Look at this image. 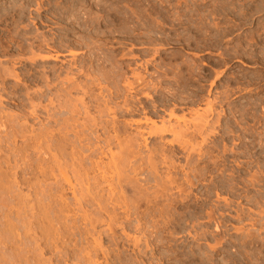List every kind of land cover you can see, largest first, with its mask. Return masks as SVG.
I'll use <instances>...</instances> for the list:
<instances>
[{"label":"rangeland","instance_id":"rangeland-1","mask_svg":"<svg viewBox=\"0 0 264 264\" xmlns=\"http://www.w3.org/2000/svg\"><path fill=\"white\" fill-rule=\"evenodd\" d=\"M51 1L52 0H0V24L2 23L0 25V30L4 29L5 27L8 28L7 30L5 28L6 31L5 30H2V32L0 31V34H2L0 35L2 36V38H0V42L2 44L0 46V64L1 65H3L4 67H8V68L14 67L15 73L19 74L21 78L23 77L22 74L25 73V70L29 66L28 60H27L29 58V55L26 54L27 56L26 55L16 56L17 53L14 52L16 41L12 43L13 39H11L14 36V34H17V33L21 34V32L24 31L23 27L30 24L32 20L33 21L35 20V19L29 20L26 17H21L22 12L23 14H26L30 9L36 10L41 5L45 9V10L43 9L45 11L44 12L45 16L42 20H40V22L35 20L34 21L35 23H33L32 21L31 26L33 25L34 27L33 26L32 27L34 30L36 29V31L37 30L39 31V29L42 28L43 30L41 29L39 32L45 31L46 35L47 36L50 35V37L52 35L51 34L52 32L56 31L55 33H57V31H59L58 34L62 32L61 31L62 23L64 22L63 24H65L68 21V19H65L63 21L59 16H57V13L60 14L62 11L64 12L66 9H69V10H66L67 18L68 17L69 18H74V17L82 18L85 16L88 17L89 15L88 18H91V20L96 21L99 19V16H100V20L102 21V24H104L105 28L107 27L108 30L107 28L106 29L103 28L104 26L102 25L101 31H104V32L103 34H98V35L104 36L106 34L104 36L106 38L99 37V36H93L92 37L93 39L91 38L92 39L91 42H93V44L96 43L95 46L96 45L97 46L96 47L94 46L95 48L101 49L99 50V53L101 52L100 54H102V51H103V55H106V57L108 58L114 57L115 61L112 62L114 59L112 58V61L110 59L111 62L110 64H108L110 66L108 65H107L108 67L106 66V71L110 69L109 72L111 73L113 72L116 73L117 71L119 73L121 72L120 74L118 72L116 73L119 76L125 73L124 74L125 78H127L130 82H132L131 78L134 79L133 78L134 76H132V73L134 75L135 72L137 73L139 72L141 74L145 73L147 75L152 74V76L154 73L157 76L159 75L158 77L156 75L152 77V78L156 77L154 78V82L156 79V82L154 84L152 82L153 81L152 78L151 79L149 78L150 82L153 85L155 84L159 85V87L160 85H162V88L165 90L164 91L165 93L166 91L169 92V88H170V91L173 89L170 93L172 92L176 93L177 91L176 95L179 94L180 96L179 95L176 96L177 98H175L173 102L172 100L170 102H164L165 104L159 100L161 99L160 97H156L155 100L156 101L159 100V105L160 107L162 106L161 107L162 109L158 111V116H159L158 118H160L161 116L166 118V120H168L167 122H170L168 123V127L169 125H170V128L173 127L174 133H177L179 130H182L183 128V130L187 129V130L192 131V132L188 131L189 135L192 133L191 134L192 136L191 135L189 136L185 132L186 131L185 130L184 132L186 133V136L183 134L184 135L183 137H186V138H183V137L179 138V136L173 134V132L171 133L168 132L169 134L165 133L164 137H163V134L162 136L160 135V137L159 135L154 136V137L152 136L153 138L147 136L146 141L145 139H143L144 141H142V139L137 135L138 130L136 129V127L132 126L131 127L132 129L129 127L128 132L130 133L127 132L129 134V135L127 134L129 138H130L131 133H132L131 139H133L134 137L133 135L136 134L135 137H138L137 141L138 143H140L138 144L136 142V144L139 145V147H137L138 150L134 149L136 152L138 151L136 153L138 154L136 155L138 157L137 158L138 160L133 159L132 161L137 162V163L135 162L136 166L138 165L139 167L142 166L141 168L135 167L137 169L136 172L133 169H131L132 171L131 170L128 171L130 167L129 168L127 167L126 168L127 171L125 172L126 174L124 172L122 173L124 174L123 177L128 179L127 176L129 175L130 179L134 181L135 189H130L133 186V182H132V186L130 185L131 184V181H129L130 179L129 180L125 179L127 180L126 182L129 181L130 187L128 186V183H126L127 184L126 186L125 183L122 184L119 181V183H121L120 185L118 182H116V179L119 178L117 177V175L119 176L118 173L120 171L119 172L116 171L118 172L116 175L115 174L116 172H113L114 169H112L111 167H110L111 169L108 168L107 170V167H109L107 166L108 162L109 164L112 162L111 152L116 153L117 155L120 154L119 153L120 148H118V144H119L118 140L120 139H116L117 141H113V144L114 145L116 144L117 149L116 148L113 149V147L115 146L112 145L113 147L112 148L110 147L112 151L111 150L108 151L107 150L108 147H105L102 143L104 141V138H103L104 135L99 134V132L102 133V131H98L97 132L98 134H95L91 138L92 139L91 141H93L95 145H93L92 142H90V144H92L93 146L90 144L88 146L92 148L95 146L97 148L98 146L99 148L101 147L100 144H102L104 149L103 147L101 149L99 148L100 151L102 150V153H104V150L106 151H105V154H102L101 156L103 158V162L101 161L102 160L101 157H100L101 160L100 159L99 160L101 161V163H103L102 165L107 166V167H101L102 165L98 161L99 157L97 158V156L101 154H98L95 158V161H98L100 163L101 165L100 168H102L103 170H101L99 174H98V171H96V169H95L96 172H93L94 170L91 171L90 178H95V177L99 178V176L101 177L102 171H104V168H106L105 172L107 171L106 173L109 174L108 177L111 179V181L109 178H107V174L105 173V177L107 178V180L109 179L108 182L110 183L107 182L104 185V188L106 187L108 190L106 188L105 189L103 188L104 191L101 190L102 192H99V194L100 195L102 194V197L104 198H99L101 197L99 194H98V198L99 200L101 199L100 201L102 200L104 201L106 199L108 200L109 198V201L106 202L107 201L106 200L101 203L100 202L95 203V205L99 203V205H97L98 207L102 205L101 206L103 207L102 210H99L101 207L98 209V207L95 206L94 204L89 206V208L87 204L78 206L80 203L77 204V202L81 194V193L78 194L79 193L78 190L82 188L78 189V186L75 185L76 190L75 189L72 190L68 188V186H65L64 188L65 190L64 192H62L64 196L62 194V198H60L61 194L59 195L57 193H59L58 184L60 183V181H62V178H60L59 175H58L59 176L58 178L50 177L51 180L53 179L55 182H52L50 178L44 179L42 177L44 182L42 181L43 184H41L40 183L41 181H39L41 180L40 176H37V177L35 176L36 178H34L33 175L29 174L28 172L27 173L25 172L23 175L22 173L18 174L23 168V166H16L17 164L20 163V160L22 161V164L25 165L24 169L26 168L25 170H27L29 169L28 166L30 165L29 164L30 162L32 163V160L34 164L37 165L38 160H40V158H43V155H42V157L40 156L38 159V156L36 155H38L39 152H41L42 154L45 152L43 151L45 149L40 150L37 147L36 148L34 147V149H31L32 146H34V143H32V141H29L27 138H24V139L31 142L29 143V145L32 144V146L27 145L31 150H29L27 146L25 147V144H28V142L24 140L25 143H22L23 136L19 134V133L22 134V132L21 130H19L21 128L20 126L18 127V124H21V126L24 125L25 124L24 120L25 118L28 117L26 121L28 120L27 125H28L29 131L34 129L36 132L38 128H40V131H41V129L44 128L43 126L45 122L42 119L45 120L47 118L46 111L45 109L43 110L45 106L42 107V105H46V109H48L51 106L50 108H52V111L50 114H53L54 112L57 111V110L53 111L54 106L52 107V105L50 104V101H48L49 97L48 99H43L41 101L33 97L35 94L34 92H37V91L39 92L42 90L43 92L45 91L44 84L41 83V81H39L37 82V84L34 83L35 85H33L30 82V79H27L26 77L22 78L21 83L25 85V88L22 89V94L24 93L25 95L24 94L23 95L26 97V98L22 97V99H19L22 103L19 100H16L15 98H12L11 96L4 94L3 92H0V98L2 97L1 98L2 100L0 99L1 101L0 102V113H1L0 114L1 115L0 116V119H1L0 133L4 132L3 134H0V138H1L0 140L1 141L6 140V142L2 141L0 143V146H2L1 153H0L2 157H0V161H3L1 162L2 164L1 170L4 171V173L3 172L2 173L5 174V172L7 171L6 174L9 175L8 177L11 176V178H8L10 179L9 182L13 180L12 178V176H14L13 174L18 175V177L17 175L15 176L17 180L20 178L19 176L21 175H22V178L23 176L26 177L25 180L27 179V177H28V181H31L29 179H32L31 188L33 190L35 189L34 196L40 197L41 194L45 195L46 193L47 195V193L49 192L47 197L46 195L45 196L41 195L40 197L41 200L46 204V206H48V204L51 203L52 206L50 204L49 205L51 206L50 208H52V210L54 209L56 210L58 208L59 209L61 208L62 202H63L62 204L63 207L65 206L66 203H68L70 204V205L68 204L66 205V206H69L67 207L68 209L67 208L65 209V207L64 209L67 210L68 212L70 211L74 212V213L71 212L70 214H68V212L66 211L67 213L66 215H68L69 217L65 216L64 215L65 213H64L62 216L64 218L63 221L61 219L62 217L60 218L61 220L57 219V220H60L59 222L62 221V223L66 225V226L64 225L66 228V232L69 229V226L71 228L69 232L70 231H71L70 233L73 232L72 235L70 234L69 236L63 239L62 236L60 235H64L66 232L64 231V234H62L63 232L62 233L60 232H61V229L64 230L65 228L61 227L63 226V224L59 223L55 219L56 217L52 219L54 212L47 207L50 213H53V215H51L52 218H51V221H49L50 223L48 221L46 222H48L54 229L53 228H49V229L46 228V230L43 229L44 226H47L45 222L44 223L46 225H43V228H41L42 226H39L41 230L42 229L45 230V231L42 230L43 233L44 232L47 233V231L49 230L48 231L49 235L44 233V235L46 236L48 235L47 238L45 239L47 240V242L45 243H43V241L45 240L42 239V236L41 237L39 236L41 234L39 233L41 230L39 232L36 231V229L38 230V228H35L34 230L30 231L31 232L30 234L27 233L31 236L30 237L26 235L29 237L27 238L31 239L32 241L34 239L32 232L35 231L39 233V235L34 232L35 234L34 236H37L35 237L37 238L35 239L36 244L35 243L32 244L34 241L32 242L31 240H27L26 238L27 241L32 242V243L27 242V245H28L27 247L29 246L30 247L29 248L26 247V248L27 249L33 248L31 245H34V247H36L41 242V240L43 241L39 245L42 246L43 244L42 247H44V244L46 243L48 245L49 243H52V245L46 246V248L50 249L49 247H51V249H53L54 251L51 249L50 250L52 252L51 251L49 252V250L48 251L44 250V253H43L44 255L42 254L41 256L38 257V260L40 261L41 264L42 263L45 264L47 261L49 263L52 262V264H56V263L58 264H264V0H103V1L102 0H85V1L83 0H77V1L67 0L66 1L65 0L64 2L63 0H53L52 3ZM57 1L59 4H56ZM66 2H68V4ZM83 2L84 3L86 2L85 4L87 5H85ZM106 6L108 8H106ZM22 7H25V8H22ZM27 7L29 8L27 9ZM109 7L111 8L109 9ZM48 8L50 9V11ZM114 8L116 9V11L117 10L118 11L116 12ZM106 10H110V11L106 12ZM99 11H100V14H99ZM12 12L13 14H11ZM17 13L19 16L17 15ZM77 13H78V16H77ZM90 13L93 16H90L91 15ZM74 14L75 16L73 17ZM113 14L116 16H114ZM121 14H124L125 16L128 15L129 17L126 16L127 20L124 21L125 17ZM10 15H13V16L11 17ZM106 17H109L110 19ZM52 19H54L56 23L53 22ZM105 19L107 20L106 22H105ZM116 20H121L123 22L121 21L118 22ZM127 21L128 22L131 21L129 25H132L131 26L133 27L132 29L128 25ZM112 22L115 23L114 28H113L114 23ZM120 22L122 24L124 22L125 23L122 25ZM132 22L136 26L135 28ZM4 23H8V25L7 24L5 25ZM55 24L57 25L59 24L58 25L59 27H57ZM116 24H118L117 28H116L117 26ZM108 25H110V28ZM146 25L150 28H147ZM15 27H17V29ZM111 27H112V30H109L111 29ZM142 28H145V30ZM121 29L123 30L124 35L122 34V31L119 32V30ZM151 29H154V32H156V34L154 32L152 33L151 31L153 30ZM115 30H118V31H115ZM14 31H18V32L16 33ZM106 31H110V32H106ZM133 31L135 34L138 32H140L141 34L140 33H138L140 35L136 34V36L138 35V37L134 38L135 34L133 33ZM146 31H149V32H146ZM112 32L113 33L116 32V33L113 34ZM118 33H120V35ZM158 33L159 35L156 36ZM11 34L13 36H11ZM141 35H143L142 39L140 37ZM149 36L150 38L152 37V40L154 43L151 41L150 38H149L150 40H148V42L149 41L150 42L149 43L147 42V39ZM76 37H78V39L80 37L81 39L82 34H77ZM139 37L142 41L139 39ZM162 37L163 39H166L164 40V42H162L163 41ZM166 37L170 38L171 42ZM172 37H174L176 41ZM133 38L135 41L132 40ZM153 38L154 39L157 38V39L154 40ZM3 46L4 47L6 46L5 47L6 49ZM7 46H9V48H7ZM79 46L76 47L77 50L73 49L75 48L73 47L72 51H77V53H79L80 55H85L86 57L77 56V58L78 57H79L78 59L82 58L81 60L85 59L84 60L85 62L86 60H89V59L91 60V58H89L91 56L87 54V53L91 54L90 52L87 51L89 49H86L84 47H82L83 48L82 49L81 46L80 47ZM3 48L5 49L6 52L4 51ZM80 48L82 51L80 50ZM7 49H8V52H7ZM85 49H86V52H85ZM68 50H71V49H68ZM68 50L65 51V53H68ZM131 51L133 52V54ZM146 52L149 54L147 55ZM144 53L146 56L144 55ZM11 54H14V56ZM103 55L101 57H103ZM175 56H177L178 58L177 57L175 58ZM70 57L71 56H69L68 58H64V59H71ZM93 57L92 59H94ZM97 57L98 56H96L95 58ZM171 57L172 59L175 58V61L174 59L172 60ZM12 60L15 61L16 63L13 62ZM23 60H25V62ZM90 60L87 61V64L88 62H91ZM147 61H149V65L145 63ZM151 61L152 62L154 61V62L151 63ZM161 61L162 62L165 61L166 63H162ZM160 62L162 66L161 64H159ZM190 62L192 63L193 67L192 65H190ZM52 63L55 65L54 62ZM52 63H49L48 65H53ZM167 63H169V65L171 64L173 67L175 65L178 69L174 67L175 69L173 68V70H171L172 69L171 65L169 66ZM89 64L90 65L87 66L89 70H87V72L85 71L84 73L82 72L84 74V78L85 77L87 78V82H89L90 79L92 80L94 78L96 79V77L98 80L101 79V76L99 77L100 74L97 73V70L92 69V67H95L93 63L91 62ZM59 65L60 63H58V66ZM181 65L183 67L181 69L182 71L179 70L181 68ZM157 66L162 67V68H158ZM186 66L188 67V69ZM192 68H193V71H192ZM37 69L39 71H42V69H39V68ZM90 69L92 70L90 71ZM166 69H168V72H166L167 71ZM186 69L188 72L186 71ZM88 71L90 72V77H92L90 79H88V75H89ZM78 72L79 70L78 71L74 70V75L72 76L76 78H78L79 76V79H81L83 77V74L81 72L80 73ZM181 72H183L184 74ZM186 72L189 75H187ZM126 73L130 77H127L128 75H126ZM170 73H172L173 75L172 74L169 75ZM179 73H181V75L183 74L182 76L184 77L189 76L191 78V81H188V79H190L189 77H187L188 79L184 78V80L180 81V83L181 82L182 83L185 82L186 84L188 83L187 86L185 84L182 85L183 89L184 88L186 89L183 92H180L182 91L181 90L182 83L181 84L175 83V82L173 83L174 80L172 79V76H175ZM160 74H162V76ZM164 74L165 75L168 74L166 75L167 81L165 79ZM86 78L84 79V81H86ZM168 78L170 79V81L172 79V81L170 82ZM83 79H81V82L86 84V82H84ZM158 79H160L159 81L160 83L162 81L164 82L160 84L158 82ZM99 82L102 83V81L99 80L97 84H94L95 86L92 84H90V86L91 88H93L94 86V89L96 90L95 92L94 89H92V91H94L93 93H99L101 91L104 93L105 91L103 90L108 89L106 91L107 94H103L101 92L102 94L100 93L101 94L100 97H102L103 95H108V92H113L115 90L114 85H117V84H118L117 86L119 85L121 86L123 85V86L122 87L119 86L120 88L115 86V88L117 87L120 90L123 88V90L121 91L125 93L126 87L123 84L125 83V81H123V78H122V81H119L120 84L118 82H116L117 84L114 82L115 83L114 84L113 82L108 81L109 83H111L110 86H112L113 88L109 86V83L107 81L105 83V81L103 80L102 84H100ZM77 83H80L78 79H77ZM170 83L173 86H171ZM11 85L12 84H9V86ZM100 87H105V88L103 89ZM177 87H180V89H176ZM28 90H30V92ZM79 91L80 90H75L71 93L70 96L73 95L72 97L73 100L77 101L78 99L80 98L83 99L85 97L84 95H82L83 92L80 91L81 92L80 93ZM27 92L31 94L30 97L33 95L31 97L33 101L28 100L30 97H28L29 94ZM149 93L152 94L153 92L149 91ZM100 94H94V95L99 96ZM88 97L84 98L86 103H87V100L89 99ZM106 97L107 96H104L102 98L106 100ZM69 100H71V97ZM73 100H71V102ZM78 101L80 102L81 99ZM78 101L76 104H74L75 102L73 104L76 105L77 107L78 106L80 107L81 104H79ZM116 101H117V105L123 106L124 102L122 98L117 99L114 102L116 103ZM118 101L120 102V104ZM139 101L144 104L146 99H140ZM28 102L31 103L32 105H30ZM40 104L42 105L40 106ZM47 104H50V106L48 105L49 107H47ZM36 105H39V106L36 107ZM53 105L56 106V104H53ZM34 110H36L35 112L36 114H38V116L36 114H33ZM170 111L172 112L174 111L173 112L174 116L172 118L170 117L171 119H169V115H168ZM91 112H93L92 109L90 111L89 116L93 115ZM7 114L11 117V119ZM39 114H42V115H39ZM17 116H18V119H17ZM84 116L85 115L83 116L81 115V118L80 116L78 118H80V120L81 121L83 120L82 122H84V119H83ZM34 117L36 118L39 117V118L36 119ZM143 117L145 116L141 114V117L138 116V117L129 118V119L123 118L120 120L121 123L119 122V125L123 127L124 125H128V123L130 122L132 123V120L134 121L135 119H136L135 121H140V120L142 121L144 120ZM174 117H176L177 119ZM19 118L20 119L22 118L23 121H21ZM2 119H3V122H2ZM16 119L19 120L17 122H21V123L17 124V122H15ZM4 120H6V122ZM10 120L14 121V127L12 129H10L8 125H5V124H8ZM40 122L43 124H41ZM206 122L208 123L206 124ZM1 123H3L4 125H2ZM32 123L34 127L36 126L38 128L35 127L32 129L33 127L31 126ZM39 124L41 126H38ZM145 124L147 123H144L142 121V124L140 126H142V128L148 129L149 128L148 126L150 125L147 124L148 125L147 126ZM194 124L195 125L202 124V126H206V127L199 128L201 127L199 125L195 127L196 129L197 128L203 129L201 131L202 133L200 132L201 134L200 133L197 134V132L194 133V128H193V126H195ZM4 126H7L6 129L2 128ZM178 126L181 129L178 130L177 129ZM8 128L12 131H10ZM54 128L57 129V127H54ZM7 129L8 131H10V134H8L9 132L7 133ZM129 129H131V131ZM145 129L143 130L147 131ZM14 130H17V131L19 130L17 135L15 134ZM54 130H53V133L55 132L54 135L56 134L60 135V132L58 130H57L58 132ZM5 133H7L8 135ZM14 134L16 137L14 136ZM72 134L70 136L73 138ZM110 134L115 136V134L113 132L111 133V131L109 132V135ZM181 134L179 135L181 136ZM96 135L103 136V137H100L102 138L103 141L101 142L100 139H98L99 141L97 140V142L94 141L97 138V137L95 138ZM173 135L177 137L174 138ZM11 136L15 137L14 139L16 140L17 144L13 145L15 140ZM121 136L124 139V137L126 136V133H125V136L123 135ZM188 137H191V138H188ZM129 138H127V140H129ZM9 140L10 141L12 140V143H13L12 145H11V142H9ZM125 140L126 138L123 141L125 142ZM7 141L10 143L9 144L10 148L9 146H7L8 144ZM123 141L120 140V143ZM41 142H42L40 143L41 145H45V142L43 141ZM2 144H5L7 147ZM16 145L18 149L19 148L21 149L24 147H25L24 150L26 148L28 149L27 150L28 153L26 154L28 155V158H25V159L27 161L30 157L29 160L31 161L29 162L28 160L27 161L28 165H27L25 162H23L25 160L20 159L18 156L17 157L18 159L15 158L16 163L13 162L15 160H13L12 162L10 161L11 166H16L15 168H13L14 173L13 172L11 173L9 170H12V167L10 165H7L9 163H5L6 161L5 159L8 157L7 155L8 154L10 155V152H12L11 150L9 151V149H13V147L14 149L17 148ZM3 146L7 149H5ZM88 146H84V147H88ZM43 148H45V146H43ZM72 148H76L77 150L78 149L80 150V147L78 145ZM72 148H69V150ZM18 149H16L15 151L19 152ZM35 149L38 150V151L37 150L35 151L38 154L32 151ZM76 149H75V152H76ZM5 150H8L9 153L8 151L3 152ZM72 150L67 151V153L70 154ZM15 151H14V154H16ZM100 151H98V153H100ZM5 155L7 156L6 158H5ZM150 158H151L150 163H153L154 165V166L153 165L151 166L153 169H151V167L149 166L151 165L149 163ZM139 162L143 164H140ZM147 162L149 164H147ZM6 166L10 169L7 168L8 170H6ZM17 167L18 168L22 167V168L18 169ZM15 169H17V171H15ZM24 169L22 171H24ZM133 171L135 173H132ZM70 172H69V176H71ZM127 172H129L128 175H127ZM25 174H28L31 177ZM91 175H93V177H91ZM37 178L39 179L38 181L40 183V186H38L39 184H37L38 183ZM54 178L56 180L60 178V181L58 180V183H56V180ZM8 179H6L4 182V184L6 183L7 186L10 185V183L7 182ZM119 179H122V176ZM170 179L171 181L169 183L168 180ZM17 180H15L14 178V180L11 182L13 183L11 184L13 185V187L15 185L17 186ZM21 180L18 181V186H20V187L17 186L18 190H16L17 188L15 187L13 188L10 185L12 189L9 195L11 193L13 194V192L16 191V194L19 195V198H18V200H20L19 202L23 204L28 202L29 204V205L24 204L25 208L23 207L24 209L22 208L21 209L25 211L26 206L28 205L29 206L28 213H30L31 209L29 208H31V205L34 208V205L35 207H38V205L42 206L44 203L41 201L42 204L40 205L41 203L39 202L40 199L39 200L37 199L38 200L37 201L35 199L38 197H33L31 195L33 194L32 189L29 187L31 183H29L26 180L29 183V185H27L28 184L27 182L26 183L23 182L24 185H26L24 186L23 184H21L23 181ZM35 180L37 181V183H35ZM48 180H50L51 182ZM112 182L113 184L118 185V187L117 188L115 187V189L112 188L110 186V184L113 186ZM171 182H172V185H171ZM14 183L16 184L14 185ZM162 184L163 186L165 185L167 187L164 186L165 187L164 188L163 186H161ZM46 185L47 186L49 185L51 187L48 186L49 187L48 188ZM10 186L7 188L10 189ZM45 186L46 188H44ZM120 186H122V188ZM41 187L43 188L41 189ZM79 187H81L80 184H79ZM82 187L84 188V186ZM36 189L37 191L41 190L40 195L36 191ZM43 189L45 191L47 189L49 190L51 189L50 191L52 193H50V191H47L44 193ZM112 189H114L115 191L113 192ZM42 190H43V193H42ZM54 190L56 194L55 192L53 194ZM75 191H78V192L75 193ZM19 192L23 194H20ZM35 193H38V194L36 195ZM113 193H120V194H118V196L116 197L117 194L115 195ZM52 194L54 195V199L56 201L57 199L59 200V198L60 200H62L61 202L58 201V203L60 202L59 205L57 204L56 201H54V203L48 202L47 198H49V195H52ZM74 194H77L78 196L77 195L76 196L78 198L77 197L75 198ZM14 195L15 193L10 196L11 198H15L16 200V201L14 199L13 200L11 199L12 201L10 200V202H12L11 205L9 204L11 206L10 207L11 209L10 210L7 209L6 207L8 206L5 205V206H2V208L3 207L5 208L1 209V211L4 212L6 211L5 209H7L8 212L6 211V213L4 212V214L9 215L11 214L9 213L10 211L14 214L12 215L13 217L16 216V218L14 217V219H17L20 208L19 209L15 208L16 210L12 209L15 207V205L16 207H18L17 205L19 203L16 198L18 195L16 196ZM21 195L23 196L29 195L30 197L28 196L27 198V199L30 198L29 201L25 197H22ZM143 195H146L144 196L146 198H143ZM0 197H3V194L1 193V191H0ZM64 197H66L67 199ZM115 197H116V200H114ZM74 198L77 201H75ZM24 199H26L25 201L27 202H24L23 201ZM31 199H34L33 200L34 203H32L33 201H31ZM72 200H74L76 204ZM119 200H122V202L127 200L129 204H127L126 202L123 205H130V204L131 205L128 207V209H127V206L126 207L125 206L122 207V205L118 206V204L120 203L122 204V202H120ZM135 200H138V201H135ZM118 201L120 203H118ZM37 202L38 204L36 205ZM45 204L42 207H44ZM84 205H86L87 207L86 206L84 207ZM20 206H22V204ZM106 206L107 208H109L108 210ZM79 207H84V208L81 209ZM91 207L92 209H90ZM131 207H133V209ZM0 208H1V205H0ZM33 208H32V211L34 210L35 212L33 211L31 213H33L35 216L31 213H30L31 215L28 214L27 211L23 212L22 210H20L24 214L27 213L26 214L27 216L24 214L23 216L22 213L20 212L21 217L22 216L30 217L32 218L31 219L32 221H30L29 219L30 222L35 221L34 217H36L37 219L40 212L37 209L35 208L33 209ZM69 208H72V209L70 210ZM39 209L41 210V207ZM42 209H45V208H42ZM78 209H81V210H78ZM85 210H87L88 212L87 211L85 212ZM103 210L106 213L105 212L103 213ZM95 211L97 212L102 211V212H100L101 214L98 213V215H95L97 214V212ZM38 212L39 214L37 215ZM108 212L114 214L113 215L114 219H115L114 216L117 215L116 217L118 219L116 218L117 221L115 220L117 224H115V221L112 217L111 219L109 215H107V214H110ZM1 215H3V213L2 214L0 213V216ZM3 216H1V219L4 218ZM65 218H67V220ZM91 218L93 219V221H91L92 220ZM1 219H0V223H1L0 230H3V231L5 230L6 234L10 233L9 231H7L8 227L7 226L5 227L4 223L2 224ZM26 220L28 221V218H26ZM94 220H97V222L95 221L94 223ZM99 220H100V223H99ZM2 221H4V219ZM91 222H93L96 225V227L94 226V228H92L93 223ZM14 224L15 226H18V227L17 229H15L16 231L14 230L13 233L22 234L25 232V231L22 232V230H24L23 229L24 227L22 225H19V223L17 225L16 221ZM19 227L22 228V230H20ZM50 229H53L55 232ZM17 230L18 231L20 230V232H17ZM3 231H0V235L2 234L1 232ZM52 232H54V234L57 237L54 234L52 236L51 234ZM38 236L40 237L39 239L40 241L38 240L39 238ZM49 236H52L51 238L58 243L48 241ZM53 243L56 245L53 246ZM20 246H19V249H22L23 246L21 247ZM94 246H97V247H94ZM3 247L0 246V250H2ZM98 247H101V248L99 249ZM76 254L78 256H76ZM31 259L32 258L29 259L27 264H31L30 262L33 260ZM54 259H56L57 261ZM33 262L34 263L32 264H36L35 260H33ZM48 262L47 264H49Z\"/></svg>","mask_w":264,"mask_h":264},{"label":"bare ground","instance_id":"bare-ground-1","mask_svg":"<svg viewBox=\"0 0 264 264\" xmlns=\"http://www.w3.org/2000/svg\"><path fill=\"white\" fill-rule=\"evenodd\" d=\"M53 1V0H52ZM52 1H51V3H52ZM65 0H63V2H64ZM67 1V0H66ZM74 1V0H73ZM77 1V0H76ZM83 1H85V0H83ZM103 1V0H102ZM50 2V1H49ZM48 2V3H49ZM16 3V2H15ZM62 3V2H61ZM67 4H68V2H66ZM71 3V2H70ZM74 3V2H73ZM84 3V2H83ZM86 3V2H85ZM84 3V4H85ZM56 4H59L58 3V1L56 2ZM64 4V3H63ZM83 4V5H84ZM21 5V4H20ZM19 5V6H20ZM25 5V4H24ZM31 5V4H30ZM61 5V4H60ZM59 5V6H60ZM65 5V4H64ZM85 5H87V4H85ZM15 6H17V5H15ZM18 6V7H19ZM22 6H23V4H22ZM29 6V5H28ZM39 6V5H38ZM37 6V7H38ZM41 6V5H40ZM38 7L36 10L34 9V10H29L26 14H23V12H22V14H21V17H26V18H28L29 20L30 19H35V20H37V21H39L40 22V20H42L43 18H44V16H45V9L42 7ZM56 6V5H55ZM74 6V5H73ZM81 6V5H80ZM30 7V6H29ZM29 7H27V9L29 8ZM33 7V6H32ZM113 7V6H112ZM20 8V7H19ZM22 8H25V7H22ZM31 8V7H30ZM71 8H72V6H71ZM104 8H105V6H104ZM106 8H108L107 6H106ZM111 7H109V9H110ZM116 8V7H115ZM114 8V9H115ZM26 9V10H27ZM44 9V10H43ZM49 9V8H48ZM57 9V8H56ZM77 9V8H76ZM80 9V8H79ZM101 9V8H100ZM113 9V10H114ZM22 10V9H21ZM25 10V9H24ZM47 10V9H46ZM52 10H53V8H52ZM61 10V9H60ZM64 10H65V8H64ZM66 10H69V9H66ZM66 10L63 12L62 10V12L60 13V14H58L57 12V16H59L63 21L65 20V19H68V21L65 23V24H63L62 23V27H61V33H59L58 34V32L59 31H57V33H55V32H52L51 34V37H50V35L49 36H47L46 35V32L44 31V32H39L41 29H39V31L37 30L36 31V29L34 30L33 29V27L31 26V22L33 21H29L30 22V24H28V25H26L25 27H23V30L24 31H22V32H24V33H22L21 32V34L20 33H17L18 31H14V32H16L17 34H14V36L11 34V36H13L11 39H13L12 40V43H14V41H16V45H15V49H14V52H16L17 54H16V56H18V55H20V56H22V55H26V54H28L29 55V58L27 59L28 60V64H29V66H28V68L25 70V73H23L22 75H23V77L22 78H24V77H26L27 79H30V82L33 84V85H35L34 83H36L37 84V82H39V81H41V83H43L44 84V88H45V91L43 92V90L42 91H37V92H34L35 94H34V96L33 97H35V99L37 98V99H39L40 101L41 100H43V99H48V97H49V100L48 101H50V104L52 105V107L54 106V108H53V111L54 110H57L56 112H54L53 114H50L51 113V111H52V108H50L51 106H50V104H47V107H49L48 109H46V105H42V104H40V106L42 105V107L43 106H45L44 108H43V110L45 109V111H46V115H47V118L44 120V119H42L43 121H45L44 122V128L43 129H41V131H40V128H38V127H36V128H38L37 130L39 131H37L36 130V132H35V130L33 129V128H35L34 126H33V123H32V125L31 126H33L32 127V129L33 130H30L29 131V129H28V125H27V123H28V120L26 121V119H28V117L27 118H25V124L24 125H22L21 126V124H18V123H21V122H17V121H19V120H17L18 119V116H17V119L15 120V122H17V124H18V127L20 126V128L21 129H19V130H21V132H22V134L21 133H19L20 135H22L23 137V141L25 140V141H27L26 139H24V138H27L29 141H32V143H34V146H32V144L31 145H29V143H31V142H29V141H27L28 142V144H25V147L28 145V146H32V148L31 149H34V147L36 148H38V149H40V150H43V149H45V150H43V151H45L43 154L41 153V152H39V154H41V155H39L38 153H36L35 151L37 150V149H35V150H32V151H34L36 154H38V155H36V156H38V159H39V157L41 156L42 157V155H43V158H40V160H38V163H37V165H35L34 164V162H33V160H32V163L30 162L31 160H29L30 159V157H29V166H28V168L29 169H27V170H25L24 169V164H22V161L20 160V163L19 164H17L16 166H23V168L22 167H17L18 169H20V168H22V170L24 169V171H20L18 174H21L22 173V175L26 172H28L29 174H31V175H33V177L34 178H36L37 176H40L41 177V180H39L38 178H37V181L39 180V181H41L40 183L41 184H43L42 183V181H43V178L45 179H49L50 177L51 178H53V177H59L60 176V178H62V181H60V178L58 179L59 181H60V183L58 184L59 185V189H58V192L59 193H57V194H61V196H60V198H62V192H64V188H65V186H68V188H70V189H72V190H76V186H78V189H80V188H82V189H80V190H78L79 191V193L78 194H80V196H79V198L77 197L78 195L77 194H74V196H75V198L77 197L78 198V202H77V204L78 203H80L78 206H82L83 204H87L88 205V208H89V206H91V205H95V203H97V202H104V201H106V200H102V201H100L99 200V198H104V197H102V194L100 195L99 194V192H102L101 190H103L104 191V189L106 188H104V185L109 181V174L108 173H106L105 172V169L106 168H104V171H102V175H101V177L99 176V178L98 177H95V178H90V173H91V171H93V172H96V171H98V174L101 172V170H103L102 168H100V166L103 164V163H101V161L103 162V158L101 157L102 156V154H105V151L106 150H104V153H102V150L100 151V149L103 147L102 146V144H100L101 145V147H99L98 148V146H97V148H96V146L95 147H89L88 145L90 144V142H92V144L93 145H95L94 144V142L93 141H91L92 139V137L95 135V134H98L97 132L98 131H102V133H100L99 132V134H103L104 135V137L103 136H98V135H96L95 136V138H96V140H94V141H96L97 142V140L98 139H100L101 140V142L103 141L102 140V138H100V137H103L104 138V141L102 142L103 143V145L105 146V147H108L107 148V150L108 151H110L111 150V148L113 147V146H115V147H113V149L114 148H116V144L114 145L113 144V141H117L116 139H120L121 141H123L125 138H126V140H125V142L123 143V142H121L120 143V140H118V148H120L119 150V153L120 154H116V153H113V152H111L112 153V162L109 164V162H108V164H107V166H109V167H107V166H104V165H102L101 167H107V170H108V168H112V169H114L113 170V172H116V171H120L119 173L118 172H116L115 174L117 175V173L119 174V176L117 175V177H119V178H121V176H122V179H116V182H118L119 183V181L122 183V184H124L125 183V185L127 186V184L126 183H128V186L130 187V185L132 186V182H133V186H132V188H130V189H135V186H134V181L133 180H131L130 179V177H129V175H128V173L129 172H127V175H125V176H127L128 177V179L127 178H125V177H123V175L124 174H122L123 172L125 173L126 171H127V167L129 168L130 167V169L128 170V171H130L131 169H133L135 172H136V168H141V167H139V163L140 164H143V163H141L142 162V160H141V162H139L137 165L138 166H136V161H132L133 159H137L138 157L136 156V155H138V154H136L137 152L134 150V149H136V150H138L137 149V147H139V145H137L136 144V142L138 143V137H135V135L136 134H134L133 136V139H131L132 138V133L130 134V138H129V134L128 133H130V132H128V128L130 127H132V126H135L136 127V129L138 130L137 131V135L142 139V141H144L143 139H145V141H146V137L147 136H149V137H154V136H157V135H159V137H160V135L162 136V134H163V137H164V134L165 133H171V132H173L174 130V128L173 127H171L170 128V125H169V127H168V123H170V122H167L168 120H166V118H164L163 116H161L160 118H158L159 116H158V111L159 110H161L162 108V106L160 107V105H159V100L160 101H162L163 103L164 102H170L171 100H172V102H173V100L175 99V98H177L176 96H178L179 94H177L176 95V93H177V91H176V93H170L171 91H170V88H169V92L168 91H166V93L164 92L165 90L162 88V85H160V87H159V85H157V84H155V85H153L155 82H156V79H155V82H154V78H156V77H154V78H152L153 76H155L156 74L154 73L153 74V76H152V74H149V75H147V74H141V73H137V72H135L134 73V75H133V73H132V76H134L133 78L134 79H132L131 78V81L132 82H130L127 78H125V73L123 74V75H117L116 73L118 72H113V73H111V72H109L110 71V69L109 70H107L106 71V66L108 65V64H110V62L112 61V58L114 59V57H112V58H108V57H106V55H103V51H102V54H100L99 53V50H101V49H98V48H95L96 46H95V44H93V42H91V40L93 39L92 37L93 36H99V37H104V36H101V35H98V34H103V32L104 31H101V28H102V25L104 26L103 28H105V25L104 24H102V21L100 20V16H99V19L98 20H96V21H93V20H91V18H88L89 17V15H88V17H82V18H79V17H74L75 16V14L73 15V17L74 18H67V16H66ZM71 10V9H70ZM102 10H104V9H102ZM49 11H50V9H49ZM107 11H110V10H106V12ZM115 11H116V9H115ZM114 11V12H115ZM118 11V10H117ZM116 11V12H117ZM121 11V10H120ZM2 12V11H1ZM18 12V11H17ZM55 12V11H54ZM122 12V11H121ZM8 13V12H7ZM10 13V12H9ZM20 13H21V11H20ZM19 13V14H20ZM51 13V12H50ZM11 14H13V12L11 13ZM82 14V13H81ZM89 14V13H88ZM91 14V13H90ZM93 14H94V12H93ZM99 14H100V11H99ZM102 14V13H101ZM107 14H109V13H107ZM112 14V13H111ZM110 14V15H111ZM114 14H116V13H114ZM113 14V15H114ZM128 14V13H127ZM17 15H18V13H17ZM16 15V16H17ZM53 15V14H52ZM55 15V14H54ZM69 15V14H68ZM84 15V14H83ZM106 15V14H105ZM121 15H123L124 17H125V19H124V21L125 20H127L126 19V16H128V15H124V14H121ZM2 16H4V15H2ZM2 16H1V18H2ZM6 16V15H5ZM11 17L13 16V15H10ZM19 16V15H18ZM77 16H78V13H77ZM80 16V15H79ZM90 16H93L92 14L90 15ZM96 16V15H95ZM109 16V15H108ZM114 16H116V15H114ZM118 16V15H117ZM120 16V15H119ZM123 16H122V18H123ZM130 16V15H129ZM128 16V17H129ZM8 17V16H7ZM35 17V18H34ZM71 17V16H70ZM97 17V16H96ZM111 17V16H110ZM121 17V16H120ZM127 17V18H128ZM131 17V16H130ZM18 18V17H17ZM53 18V17H52ZM56 18V17H55ZM98 18V17H97ZM96 18V19H97ZM105 18V17H104ZM103 18V19H104ZM106 18H109V17H106ZM113 18V17H112ZM132 18V17H131ZM148 18V17H147ZM4 19V18H3ZM19 19V18H18ZM21 19V18H20ZM60 19V20H61ZM102 19V20H103ZM110 19V18H109ZM114 19V18H113ZM112 19V20H113ZM116 19V18H115ZM119 19V18H118ZM121 19V18H120ZM2 20V19H1ZM22 20V19H21ZM34 20V21H35ZM44 20H46V19H44ZM53 20V22H55L54 21V19H52ZM59 20V19H58ZM57 20V21H58ZM130 20V19H129ZM3 21H5V20H3ZM3 21H1V22H3ZM7 21V20H6ZM28 21V20H27ZM33 21V23H35ZM107 20L105 19V22H106ZM110 21V20H109ZM116 21H121V20H116ZM16 22V21H15ZM14 22V23H15ZM19 22V21H18ZM17 22V23H18ZM46 22V21H45ZM121 22H123V21H121ZM120 22V23H121ZM128 22V21H127ZM131 22V21H130ZM130 22H128V25H129V23ZM27 23V22H26ZM32 23V24H33ZM56 23V22H55ZM112 23H114V22H112ZM111 23V24H112ZM125 23V22H124ZM123 23V24H124ZM133 23V22H132ZM131 23V24H132ZM2 24V23H1ZM0 24V25H1ZM5 25L7 24L8 25V23H4ZM60 24H61V22H60ZM108 24V23H107ZM122 24V23H121ZM122 24V25H123ZM35 25V24H34ZM57 27H59L57 24H55ZM115 25V23L113 24V28L115 27L114 26ZM117 26H116V28L118 27V24H116ZM120 25V24H119ZM137 25V24H136ZM36 26V25H35ZM61 26V25H60ZM109 26V28H110V25H108ZM126 26V25H125ZM130 27L132 26V25H129ZM133 26H134V28L136 27L135 25H134V23H133ZM147 26V25H146ZM151 26V25H150ZM5 27V26H4ZM18 27V26H17ZM17 27H15L16 29H17ZM37 27V26H36ZM120 27V26H119ZM141 27H143V26H141ZM6 28V27H5ZM5 28L4 29H2V30H5ZM107 28V27H106ZM105 28V29H106ZM115 28V29H116ZM122 28V27H121ZM126 28H128V27H126ZM133 27H131V29H132ZM139 28V27H138ZM147 28H150V27H148L147 26ZM8 28H6V30H7ZM52 29V28H51ZM124 29V28H123ZM142 29H144L145 30V28H142ZM2 30H0L1 32H2ZM5 30V31H6ZM35 32H34V31ZM43 30V29H42ZM54 30V29H53ZM56 30V29H55ZM107 30H108V28H107ZM109 30H112V27H111V29H109ZM125 30V29H124ZM135 30V29H134ZM148 30V29H147ZM151 30H153V31H151L152 33L154 32V29H151ZM162 30V29H161ZM48 31V30H47ZM52 31V30H51ZM115 31H118V30H115ZM120 31H122V34H123V30L121 29V30H119V32ZM126 31H127V29H126ZM132 31V30H131ZM140 31V30H139ZM142 31V30H141ZM157 31V30H156ZM106 32H110V31H106ZM105 32V33H106ZM146 32H149V31H146ZM145 32V33H146ZM151 32H150V34H151ZM113 33V32H112ZM116 33V32H115ZM115 33H113V34H115ZM124 33H125V31H124ZM130 33V32H129ZM129 33H127V34H129ZM132 33V32H131ZM133 33H134V31H133ZM138 33H140V32H138ZM138 33H136V34H138ZM155 34H156V32H154ZM162 33V32H161ZM5 34V33H4ZM77 34H82V38L80 39V37H79V39H78V37H76V35ZM97 34V35H96ZM119 35H120V33H118ZM135 34V33H134ZM136 34H135V37L134 38H136V37H138V35H140V34H138L137 36H136ZM143 34V33H142ZM149 34V33H148ZM154 34V35H155ZM0 35H2V34H0ZM110 35V34H109ZM124 35V34H123ZM132 35V34H131ZM146 35V34H145ZM159 35V33L156 35V36H158ZM168 35V34H167ZM142 36L143 35H141L140 37H141V39H142ZM148 36V35H147ZM151 36H153V35H151ZM177 36V35H176ZM175 36V37H176ZM127 37V36H126ZM129 37V36H128ZM140 37H139V39H140ZM170 37V36H169ZM179 37V36H178ZM0 38H2V36H0ZM92 38V39H91ZM95 38V37H94ZM104 38H106V37H104ZM108 38V37H107ZM134 38L132 39V40H134ZM145 38H146V36H145ZM150 36L148 37V39H147V42H148V40H150L151 39V41L153 42V40H152V37L150 38ZM154 38H155V36H154ZM153 38V39H154ZM158 38V37H157ZM156 38V39H157ZM167 38V37H166ZM174 40H175V38L174 37H172ZM5 39V38H4ZM98 39V38H97ZM100 39H102V38H100ZM110 39V38H109ZM140 39V40H141ZM144 39V38H143ZM156 39H154V40H156ZM162 39H163V37H162ZM161 39V40H162ZM167 39H169L170 40V38H167ZM177 39H179V38H177ZM128 40V39H127ZM130 40H131V38H130ZM136 40H138V39H136ZM139 40V41H140ZM160 40V39H159ZM164 40H166V39H163V41L162 42H164ZM173 40V41H174ZM2 41V40H1ZM9 41H10V39H9ZM135 41V40H134ZM142 41V40H141ZM158 41V40H157ZM156 41V42H157ZM168 41V40H167ZM176 41V40H175ZM179 41V40H178ZM150 42V41H149ZM148 42V43H149ZM151 42V43H152ZM166 42V41H165ZM170 42H171V40H170ZM180 42V41H179ZM77 44V46H81V48L82 47H84V48H86V49H89V50H87L88 52H90L91 54H89V53H87L88 55H90L91 57H89V58H91V62L93 63V65L95 66V67H92V69H94V70H97V73L98 74H100L99 75V77L101 76V79H99L100 81H102V83H103V80L105 81V83H106V81L108 82V81H110V82H118L119 83V81H122V78H123V81H125V83H123L124 85H125V87H126V90H125V93H123V91H121V90H123V88L120 90L119 88L120 87H122L121 85H119V86H117V85H114V91L113 92H108V95H103L102 97H104V96H107L106 97V100L105 99H103L102 97H100L101 96V94L103 93L102 91V93L101 92H99V93H93L94 91L96 92V90L94 89V84H97V82L99 81L98 79H97V77H96V79L94 78L93 80L92 79H90V78H92V77H90V72L88 71V73H89V75H88V79H90V81L89 82H87V78H86V81H84V72L86 71L87 72V70H89L88 69V67L87 66H89L90 64L89 63H91V62H88V64H87V61H89V60H86V62L84 61V60H81V59H78L77 58V56H85V55H80L79 53H77V51H72V48L73 47H75V48H73V49H76V44ZM92 43V44H91ZM135 43V42H134ZM137 43V42H136ZM141 43V42H140ZM146 43V42H145ZM147 43V44H148ZM154 43V42H153ZM2 44H1V42H0V46H1ZM12 45V44H11ZM79 46V47H80ZM95 46V47H94ZM99 46H101V45H99ZM98 46V47H99ZM206 46V45H205ZM4 47V46H3ZM6 47V46H5ZM4 47V48H5ZM13 47H14V45H13ZM3 48V49H4ZM7 48H9V46H7ZM81 48H80V50H81ZM6 49V48H5ZM5 49H4V51H5ZM68 49H71V50H68ZM79 49V48H78ZM83 49V48H82ZM86 49H85V52H86ZM107 49V48H106ZM10 50V49H9ZM12 50H13V48H12ZM68 50V53H65V51H67ZM77 50V49H76ZM102 50H104V49H102ZM11 51V50H10ZM82 51V50H81ZM80 51V52H81ZM91 51H93V52H91ZM6 52V51H5ZM7 52H8V49H7ZM78 52H79V50H78ZM83 52H84V50H83ZM132 52V51H131ZM147 52H149V51H147ZM146 52V54L148 55L149 53H147ZM158 53V52H157ZM10 54V53H9ZM85 54V53H84ZM132 54H133V52H132ZM131 54V55H132ZM178 54V53H177ZM11 55H13L14 56V54H11ZM87 55V56H88ZM103 55V57H101ZM126 55V54H125ZM124 55V56H125ZM144 55H145V53H144ZM175 55V54H174ZM179 55V54H178ZM27 56V55H26ZM31 56V57H30ZM69 56H71L70 58L71 59H64V58H68ZM93 56H98L97 58H95V57H93ZM100 56V57H99ZM112 56V55H111ZM133 56V55H132ZM138 56H140V55H138ZM146 56V55H145ZM172 56H173V54H172ZM86 57V56H85ZM92 57L94 58V59H92ZM158 57V56H157ZM177 56H175V58H176ZM175 58H173L174 59V61H175ZM178 58V57H177ZM20 59V58H19ZM110 59H111V61H110ZM171 59H172V57H171ZM172 59V60H173ZM21 60V59H20ZM149 60V59H148ZM152 60V59H151ZM164 60V59H163ZM13 61V60H12ZM15 61H16V59H15ZM15 61H13V62H15ZM24 62H25V60H23ZM115 61V59L112 61V62H114ZM156 61V60H155ZM52 62H54L55 63V65L52 63ZM154 62V61H153ZM152 61H151V63H153ZM162 62V61H161ZM161 62L159 63V64H161ZM171 62V61H170ZM16 63V62H15ZM18 63V62H17ZM49 63H52L53 65H48ZM58 63H60V65L58 66ZM145 63H147L148 65H149V61H147V62H145ZM144 63V64H145ZM162 63H166L165 61L164 62H162ZM180 63V62H179ZM23 64V63H22ZM111 64H113V63H111ZM168 65H169V63H167ZM175 64V63H174ZM187 64H188V62H187ZM1 65V64H0ZM142 65V64H141ZM152 65V64H151ZM171 65V64H170ZM169 65V66H170ZM180 65V64H179ZM179 65H177V66H179ZM186 65V64H185ZM190 65H192V63L190 62ZM108 66H110V65H108ZM107 66V67H108ZM130 66V65H129ZM146 66V65H145ZM159 66V65H158ZM157 66V67H158ZM161 66H162V64H161ZM184 66V65H183ZM187 66H189V65H187ZM186 66V67H187ZM194 66H195V64H194ZM197 66V65H196ZM167 67V66H166ZM174 67H176L175 65H174ZM172 65H171V70H173V68H174ZM185 67V66H184ZM191 67V66H190ZM192 67H193V65H192ZM37 68H39V69H42V71H39ZM114 68V67H113ZM158 68H162V67H158ZM169 68V67H168ZM183 67H182V65H181V68L179 69V70H181ZM92 69H90V71L92 70ZM175 69V68H174ZM176 69H178L177 67H176ZM185 69V68H184ZM187 69H188V67H187ZM187 69H186V71H187ZM190 69V68H189ZM196 69V68H195ZM194 69V70H195ZM74 70H79V72L78 73H82L83 74V77L81 78V79H83V81L84 82H86V84L85 83H82L81 82V79H79V76H78V78H76V77H74V76H72V75H74ZM143 70V69H142ZM167 71L166 72H168V69H166ZM178 70V71H179ZM191 70V69H190ZM112 71V70H111ZM163 71V70H162ZM175 71H177V70H175ZM182 71V70H181ZM183 71H185V70H183ZM192 71H193V68H192ZM192 71H191V73H192ZM144 72H145V70H144ZM166 72H164V73H166ZM169 72H171V71H169ZM173 72V71H172ZM188 72V71H187ZM187 72H186V74H187ZM195 72V71H194ZM193 72V73H194ZM87 73V74H88ZM115 73V74H114ZM119 73V72H118ZM121 73V72H120ZM119 73V74H120ZM123 73V72H122ZM147 73V72H146ZM174 73V72H173ZM178 73V72H177ZM181 73H183V72H181ZM181 73H179V74H177V75H175V76H172V79L174 80L173 81V83L175 82V83H180V81H182V80H184V78H187V77H189V76H186V77H184V76H182L181 75ZM196 73V72H195ZM66 74V75H65ZM75 74H76V72H75ZM86 74V75H87ZM92 74V73H91ZM172 73H170L169 75H171ZM72 76V78H71V76ZM78 75V74H77ZM94 75V74H93ZM126 75H128L127 73H126ZM161 76H162V74H160ZM165 75V74H164ZM166 75H168V74H166ZM165 75V79L167 78V76ZM173 75V74H172ZM179 75V76H178ZM181 75V76H180ZM187 75H189V74H187ZM192 75V74H191ZM190 75V76H191ZM81 76V75H80ZM157 76V75H156ZM159 76V75H158ZM157 76V77H158ZM160 76V77H161ZM193 76H194V74H193ZM192 76V77H193ZM127 77H130L129 75L127 76ZM169 77V76H168ZM22 78H21V76L19 75V74H17V73H15V70H14V67H12V68H8V67H4L3 65H1L0 66V90H2V91H0V92H3L4 94H6V95H8V96H11L12 98H15L16 100H19V99H22V97H25L23 94H22V89L23 88H25V85H23L22 83H21V81H22ZM125 78V79H124ZM152 78L153 79V84L150 82V79ZM170 78V77H169ZM168 78V79H169ZM190 78V77H189ZM77 79H78V81H80V83H77ZM130 79V78H129ZM163 79V78H162ZM172 79H171V81H172ZM188 79V78H187ZM192 80H193V78H192ZM13 81H15V82H13ZM160 81V79H158V82ZM166 81H167V79H166ZM169 81H170V79H169ZM168 81V82H169ZM170 81V82H171ZM188 81H191V78L190 79H188ZM188 81H186V82H188ZM199 81H200V79H199ZM29 82V81H28ZM162 82H164V81H162ZM161 82V83H162ZM100 83V82H99ZM102 83H100V84H102ZM109 83V82H108ZM107 83V84H108ZM113 83H112V85H113ZM114 83V84H115ZM160 83V82H159ZM160 83V84H161ZM167 83V82H166ZM182 83V82H181ZM180 83V84H181ZM9 84H12L11 86H9ZM28 84V83H27ZM90 84H92V85H94L93 86V88H91V86H90ZM110 84L111 83H109V86H110ZM120 84V83H119ZM164 84V83H163ZM171 84V83H170ZM179 84V85H180ZM186 85L187 86V84L184 82V83H182L181 84V90L182 91H180V90H178V91H180V92H183L184 90H186L185 88L183 89V86L182 85ZM30 85V84H29ZM27 86V85H26ZM97 86V85H96ZM99 86V85H98ZM115 86H117V87H119V88H115ZM171 86H173L172 84H171ZM177 86V85H176ZM110 87H112V86H110ZM109 87V88H110ZM163 87H164V85H163ZM170 87V86H169ZM100 88H105V87H100ZM113 88V87H112ZM33 89V88H32ZM92 89H94V91H92ZM96 89H97V87H96ZM102 89V90H103ZM176 89H180V87H177ZM35 90V89H34ZM75 90H80V91H82L83 92V94L82 95H84L85 97L84 98H87L88 97V95H89V102H88V100H87V103L85 102V100H84V98L82 99V98H80L81 99V103L78 101V100H80V99H78L77 101H78V103L79 104H81L82 105V107H81V105H80V109L76 106V105H74V104H76L77 103V101L76 100H73V95L72 96H70L71 95V93L73 92V91H75ZM108 89H105V90H103V91H107ZM174 90H175V88H174ZM203 90V89H202ZM29 92H30V90H28ZM79 91V92H80ZM112 91V90H111ZM149 91H151V92H153L152 94L151 93H149ZM29 92H27L28 94H29V96L28 97H30V93ZM103 93V94H107V92L106 93ZM32 93V92H31ZM75 93H77V92H75ZM81 93V92H80ZM101 93V94H100ZM200 93V92H199ZM27 94V95H28ZM94 94H100L99 96H97V95H94ZM197 94V93H196ZM183 95V94H182ZM198 95V94H197ZM200 95V94H199ZM31 96V97H32ZM51 96V97H50ZM87 96V97H86ZM180 96V95H179ZM196 96V95H195ZM30 97V98H31ZM70 97H71V100H73L72 102H71V100H69L70 99ZM156 97H160L161 99H159L158 101H156L155 100V98ZM182 97V96H181ZM197 97V96H196ZM2 98V97H1ZM0 98V99H1ZM26 98V97H25ZM28 99L29 101L30 100H32V98L31 99ZM122 98V100H123V106L121 105V106H119V105H117V101H116V103L114 102L115 100H117V99H121ZM34 99V98H33ZM140 99H146V101H145V103L143 104V103H141L139 100ZM180 99V98H179ZM188 99V98H187ZM2 100V99H1ZM24 100V99H23ZM22 100V101H23ZM4 101V100H3ZM20 101V100H19ZM33 101V100H32ZM31 101V102H32ZM47 101V102H48ZM121 101V100H120ZM1 102V101H0ZM21 102V101H20ZM56 102V103H55ZM75 102V103H74ZM119 102V101H118ZM162 102H161V104H162ZM176 102V101H175ZM22 103V102H21ZM29 103V102H28ZM41 103V102H40ZM58 103V104H57ZM74 103V104H73ZM30 105H32L31 103H29ZM53 104H56V106L55 105H53ZM74 106H73V105ZM119 104H120V102H119ZM165 104V103H164ZM188 104V103H187ZM208 104V103H207ZM213 104V103H212ZM29 105V106H30ZM49 105V106H48ZM78 105V104H77ZM110 105H112V106H110ZM170 105V104H169ZM39 105H36V107H38ZM168 106V105H167ZM166 106V107H167ZM31 107V106H30ZM33 107H34V105H33ZM163 107H165V106H163ZM170 107V106H169ZM212 108V107H211ZM39 109V108H38ZM37 109V110H38ZM40 109H42V108H40ZM91 109H92V111L94 112H91L93 115L92 116H89L90 115V111H91ZM47 110H48V112H47ZM166 110V109H165ZM183 110V109H182ZM36 110H34V112H35ZM33 112V114H36V112L34 113ZM41 112V111H40ZM166 112V111H165ZM174 112V111H173ZM172 111H170V113H168V115H169V119H171L173 116H174V113H173ZM5 113V112H4ZM56 113V114H55ZM1 114V113H0ZM16 114V113H15ZM15 114H14V116H15ZM141 114H143L145 117H143V119L144 120H142L144 123H147V124H149L150 126H148L147 124H145V125H147L149 128L147 129H145V128H142V126H140L141 124H142V121L140 120V121H133L132 120V123L130 122V123H128V125H124V124H126V123H124L123 125V127H121L120 125H119V122L121 123V119H123V118H135V117H141ZM8 115V114H7ZM37 116H38V114H36ZM35 115V116H36ZM39 115H42V114H39ZM81 115L83 116V115H85L84 116V122H82L81 120H80V118H81ZM1 116V115H0ZM9 116V115H8ZM23 116V115H22ZM80 116V118H78ZM10 117V116H9ZM19 117H21V116H19ZM26 117V116H25ZM171 117V118H170ZM2 118V117H1ZM8 118V117H7ZM14 118V117H13ZM34 118H36V117H34ZM39 117H37L36 119H38ZM174 118H176V117H174ZM9 119V118H8ZM10 119H11V117H10ZM20 119V118H19ZM158 119H160V120H158ZM177 119V118H176ZM13 120V119H12ZM12 120H10L9 122H8V124H5V125H8V127L10 128V129H12L13 127H14V121H12ZM21 121H23L22 120V118L20 119ZM40 120V119H39ZM41 120V121H42ZM125 120V119H124ZM175 120V119H174ZM5 122H6V120H4ZM0 122H1V119H0ZM2 122H3V119H2ZM33 122V121H32ZM181 122V121H180ZM41 123V122H40ZM208 122H206V124H207ZM2 125H4L3 123H1ZM41 124H43V123H41ZM196 124V123H195ZM194 124V125H195ZM34 125H35V123H34ZM122 125V124H121ZM175 125V124H174ZM173 125V126H174ZM199 124H197V125H195V126H193V128H194V133L195 132H197V134L198 133H200L203 129H199V128H203V127H206V126H202V124H200L199 126H201V127H199V128H195V127H197ZM203 125H205V124H203ZM38 126H41L40 124L38 125ZM58 126H59V128H58ZM146 126V127H147ZM177 126V125H176ZM176 126H175V128H176ZM213 126V125H212ZM1 127V126H0ZM6 127L7 126H4V127H2V128H5L6 129ZM17 127V126H16ZM54 127H57V129H55ZM184 127V126H183ZM211 127V126H210ZM8 128V129H9ZM57 131H59L60 132V135H58V134H56V135H58V136H56V135H54V133H53V130L54 129ZM170 128V129H169ZM191 128V127H190ZM8 129H7V133L8 134H10V131H12V130H10V131H8ZM16 129H18V128H16ZM132 129V128H131ZM131 129H129L130 131H131ZM143 129H145V130H147V131H144ZM178 130L179 129H181L179 126H178V128H177ZM197 131H196V130ZM1 130V129H0ZM19 130L17 131V130H14L15 131V134L17 135L18 134V132H19ZM54 130V131H55ZM186 130V131H185ZM198 130H200V131H198ZM6 131V130H5ZM17 131V132H16ZM57 131V132H58ZM111 131V133L113 132L114 134H115V136H113V135H109V132ZM189 135V132L188 131H190V130H187V129H184L183 130V128H182V130H179L177 133H174L173 132V134H175V135H177V136H179V138H182L184 135L186 136V133ZM38 132V133H37ZM128 132V133H127ZM190 132H192V131H190ZM4 133V132H3ZM3 133H0V134H3ZM7 133H5V134H7ZM27 135H26V134ZM74 135H73V134ZM125 133H126V136H125ZM168 133V134H169ZM182 133V134H181ZM202 133V132H201ZM200 133V134H201ZM7 134V135H8ZM15 134H14V136H15ZM72 134V136H73V138L70 136ZM106 134H108V135H106ZM128 134V135H127ZM179 134H181V136L179 135ZM184 134V135H183ZM192 134V133H191ZM190 134V135H191ZM6 135V136H7ZM121 135H123V136H125L124 137V139H123V137L121 136ZM175 135H173L174 136V138H176L175 137ZM187 135V136H188ZM189 135V136H190ZM5 136V137H6ZM14 136H11V137H13V139L16 137H14ZM105 136H107V137H109V138H107V137H105ZM111 136H113V137H111ZM120 136H121V138H120ZM128 136V137H127ZM192 136V135H191ZM8 137V136H7ZM9 137H10V135H9ZM72 139H71V138ZM148 137V138H149ZM152 137V138H153ZM4 138V137H3ZM106 138V139H105ZM127 138H129V140H127ZM183 138H186V137H183ZM188 138H191V137H188ZM1 139V138H0ZM17 139V138H16ZM15 140V139H14ZM13 140V141H14ZM192 140V139H191ZM2 141H5L6 142V140H2ZM1 140H0V143L2 142ZM22 141V143H25V141L23 142ZM41 141H43V142H45V145H41L40 143H42ZM99 141V140H98ZM8 142V141H7ZM9 142H11V145L13 144L12 143V140L10 141L9 140ZM8 142V144H7V146H9V143ZM26 142V143H27ZM4 143V142H3ZM116 143V142H115ZM15 144H17L16 143V140L14 141V144L13 145H15ZM92 144H90V145H92ZM99 144V143H98ZM97 144V145H98ZM138 144H140V143H138ZM2 145H5V144H2ZM36 145V146H35ZM79 146L80 147V150L78 151L76 148H72V147H74V146ZM92 145V146H93ZM113 145V146H112ZM6 146V145H5ZM6 146V147H7ZM27 146V148L29 149V150H31L29 147ZM43 146H45V148H43ZM84 146H88V147H84ZM1 147L2 146H0V153H1ZM4 147V146H3ZM16 147H17V145H16ZM24 147V148H25ZM111 147V148H110ZM5 148V147H4ZM9 148H10V146H9ZM8 148V149H9ZM24 148H19L18 149V147L17 148H15L14 149V147H13V149H9V151L11 150L12 152H10V155L8 154L7 156L9 157H7L6 155H5V163H9V164H7V165H10V161L12 162L13 160H15V158L16 159H18L17 157L19 156V158L20 159H24L25 161H23V162H25L26 164H27V161H26V159L25 158H28V155H26L27 153H28V149L26 148L25 150H24ZM69 148H72V149H70V150H72L71 151V153L69 154V153H67V151H70L69 150ZM159 148V147H158ZM5 149H7V148H5ZM16 149H18V151L19 152H16L15 150ZM75 149H76V152H75ZM103 149H104V147H103ZM117 149V148H116ZM21 150V151H20ZM162 150V149H161ZM8 150H5V151H3V152H7ZM9 151H8V153H9ZM14 151H15V153L16 154H14ZM38 151V150H37ZM78 151V152H77ZM98 151H100V153H98ZM112 151V150H111ZM117 151V150H116ZM156 151H157V149H156ZM156 151H155V153H156ZM33 153V152H32ZM110 153V152H109ZM110 153V154H111ZM140 153V152H139ZM151 153V152H150ZM159 153V152H158ZM7 154V153H6ZM98 154H101V155H98ZM109 154V155H110ZM116 154V155H115ZM3 155H4V153H3ZM98 155V156H97ZM113 155H115V156H113ZM24 158H23V157ZM34 156H35V154H34ZM96 156H97V158H98V161L101 163V165H100V163L98 162V161H95V158H96ZM104 156V155H103ZM110 156V157H111ZM118 156V157H117ZM0 157H2V155L0 154ZM4 157V156H3ZM22 157V158H21ZM100 157L102 158V160L100 159ZM143 157V156H142ZM151 157V156H150ZM146 158V157H145ZM101 161H100V160ZM147 159V158H146ZM138 160V159H137ZM19 161V160H18ZM17 161V162H18ZM1 162H3V161H0V191H1V193L3 194V197H0V205H1V208H0V213L2 214L3 213V215H5V216H3V215H1V216H3L4 218H2L1 219V216H0V219H1V222H2V224L4 223V225H5V227L7 226L8 228H7V231H9L10 233H8V234H6L5 232V230L3 231V230H0V231H3V232H1L2 234L0 235V246H4L3 247V249L2 250H0V264H27L28 263V261H29V259L30 258H32L33 260H35L36 261V264H39L40 263V261L38 260V257L39 256H41L43 253H44V250L45 251H48L49 250V252L51 251V250H53V249H51V247H49L50 249H48V248H46V246H50V245H52V243H49V245L47 244H44V247H42L43 246V244H42V246L41 245H39L43 240H41V242L36 246V247H34V245H31L33 248H30V249H27V248H29V247H27L28 245H27V242H31L32 240L31 239H28L29 237L28 236H30L29 234L31 233L30 231H32V230H34L35 228H38V230L36 229V231L37 232H39L40 230H41V228H43V225H46L47 224V226H44V228L43 229H45L46 230V228H53L49 223V221H51V218L52 219H54L55 217V219L57 220V219H60L62 216H63V214L65 215V216H68V215H66L67 213H66V211L67 210H65L67 207H69V206H66L68 203H66L65 204V209H64V207L62 206V204H63V202L61 203V208L58 210V209H54V210H52V208H50L51 206H52V204L51 203H49L48 204V202H52V203H54V201H56L55 199H54V192H55V190L53 191V194L52 195H49V198H47V200H48V202H47V204H48V206H46V204L41 200V195H43V196H45L46 195V193L45 192H47V191H50L49 189H47L46 191L44 190V193H45V195L44 194H41L40 195V192H41V190L40 191H37V189H36V191L39 193V195H40V197H38V196H34V190L31 188V185H32V183H31V181H32V179H29V180H31V181H28V177H27V181L29 182V183H31L30 184V188L32 189V191H33V194H31L33 197H38V198H34L35 200H39V202H43L44 204H45V206L44 207H42V206H39L38 205V207L40 208L41 207V210H43V211H41L38 207H35V205H34V208L35 209H37L39 212H40V214H39V212L37 213V215L39 214V216H38V218L36 219V217H34V219H35V221H33V222H30V221H32L31 219L32 218H30V217H26L27 215V213H28V202L27 201H25L27 198H28V196H23V195H21L22 197H25L26 199H24L23 201L24 202H27V203H24V204H28L27 206H26V209H25V211H27V213H22V211L23 212H25L24 210H22V209H24L25 207H24V204L23 203H21V202H19L20 200H18V198H19V195L18 194H16V191L15 190H13V191H15V192H13V194L15 193V195L14 196H16V195H18L16 198H17V200H18V207H16V205H15V207H14V205H13V207L14 208H12V209H19L20 208V210H22V211H20L19 210V215H20V212L22 213V215L24 214V215H26L25 217H21V215L19 216L18 215V213H17V215H18V217H17V219H14V217L16 218V216H12V215H14L12 212H10L9 211V213H11V214H9V215H6V214H4V212L6 213V211H7V209H11L10 207V205L12 204V202H10V200L12 199H14L15 200V198H11L10 196L11 195H13L12 193L9 195V193L11 192V186L13 187V185H11V184H13V183H11L13 180H14V178H15V180H17L16 179V175L15 174H13L14 176H12V178H13V180H11V182H9V180L10 179H8V178H11V176L10 177H8L9 175L8 174H6V172H5V174H3L4 173V171L3 170H1V167H2V164H1ZM13 162H15L16 163V160L15 161H13ZM136 162V163H135ZM146 162V161H145ZM151 162V158H150V160H149V163ZM155 162V161H154ZM148 162H147V164H149ZM4 164V163H3ZM106 164V163H105ZM151 165H149L150 167L153 165V163H150ZM28 165V164H27ZM11 166V165H10ZM16 166H11L12 167V170H9L11 173L14 171L13 170V168H15ZM44 166H45V168H44ZM154 166V165H153ZM157 166V165H156ZM136 167V168H135ZM145 167V166H144ZM4 168V167H3ZM8 167L6 166V170H8V169H10V168H8ZM110 168V169H111ZM5 169V168H4ZM69 169H71V170H69ZM95 169H96V171H95ZM151 169H153L152 167H151ZM123 170V171H122ZM15 171H17V169H15ZM19 171V170H18ZM71 171V172H70ZM110 171V170H109ZM108 171V172H109ZM122 171V172H121ZM132 171V170H131ZM132 172V173H135V172ZM3 172V173H2ZM69 172L71 173V176H69ZM112 172V171H111ZM112 172V173H113ZM10 173V174H11ZM14 173V172H13ZM16 173V172H15ZM105 173L107 174V178H109L108 180H107V178L105 177ZM111 173V174H112ZM55 174H56V176H55ZM96 174V173H95ZM104 174V175H103ZM114 174V173H113ZM122 174V175H121ZM126 174V173H125ZM130 174H131V172H130ZM137 174V173H136ZM12 175V174H11ZM22 175L21 176H19L20 178V180H21V178H22ZM25 175H28V174H25ZM59 175V176H58ZM115 175V176H116ZM121 175V176H120ZM29 176V175H28ZM36 176V177H35ZM95 176V175H94ZM113 176V175H112ZM17 177H18V175H17ZM29 177H31V176H29ZM43 177V178H42ZM91 177H93V175H91ZM25 176H23V178H22V183L21 184H23L24 185V183H26L27 181L25 180ZM34 178H33V180H34ZM51 178H50V180H51ZM54 178V179H55ZM6 179H8V183H10V189H8L7 187H9V186H7L6 185V183L4 184V182H5V180ZM17 180V186H18V181H20V180ZM125 179H127V180H129V181H131V184L129 185V181L128 182H126L127 180H125ZM156 179V178H155ZM167 179V178H166ZM173 179V178H172ZM50 180H48V181H50ZM56 180V179H55ZM58 180H56V183H58ZM113 180V179H112ZM118 180V181H117ZM163 180V179H162ZM37 181L35 180V183H37ZM39 181H38V183L37 184H39L38 186H40V183H39ZM52 182H55L53 179L51 180ZM50 181V182H51ZM110 181H111V179H110ZM155 181V180H154ZM169 181V183H170V181H171V179L170 180H168ZM173 181V180H172ZM14 182H16V181H14ZM24 182V183H23ZM27 182V183H28ZM44 182V181H43ZM113 182H115V181H113ZM113 182H112V184H113ZM137 182V181H136ZM29 183L27 184V185H29ZM45 183H46V181H45ZM108 183H110V182H108ZM121 183H119L120 185H121ZM166 183H168V182H166ZM176 183V182H175ZM16 183H14V185H15ZM52 184V183H51ZM55 184V183H54ZM79 184H80V186L81 187H79ZM165 184V183H164ZM50 185V184H49ZM48 185V186H49ZM56 185V184H55ZM76 185V186H75ZM168 185V184H167ZM171 185H172V182H171ZM16 185L14 186L15 188H17L16 190H18V187H20V186H18L17 187ZM22 186V185H21ZM24 186H26V185H24ZM23 186V187H24ZM47 186V185H46ZM46 186L44 187V188H46ZM47 186V187H48ZM57 186V185H56ZM55 186V187H56ZM82 186H84V188L82 187ZM108 186H109V184H108ZM110 186L112 187V188H114L115 189V187L117 188L118 187V185H115V184H113V186L110 184ZM124 186V185H123ZM125 186V187H126ZM161 186H163V184L161 185ZM160 186V187H161ZM165 186V185H164ZM163 186V187H164ZM13 187V188H14ZM49 187H51V186H49ZM48 187V188H49ZM54 187V188H55ZM121 188H122V186H120ZM165 187H167V186H165ZM164 187V188H165ZM169 187V186H168ZM171 187V186H170ZM22 188V187H21ZM29 188V189H30ZM34 188V187H33ZM43 187H41V189H42ZM58 188V187H57ZM104 188V189H103ZM163 188V189H164ZM56 189V188H55ZM107 189V188H106ZM114 189H112L113 190V192L115 191ZM167 189V188H166ZM165 189V190H166ZM10 190V191H9ZM43 190H42V193H43ZM82 190V191H81ZM108 190V189H107ZM35 191V192H36ZM57 191V190H56ZM78 191H75V193L76 192H78ZM81 191V192H80ZM117 191V190H116ZM120 191V190H119ZM138 191V190H137ZM145 191V190H144ZM164 191V190H163ZM168 191V190H167ZM30 192V191H29ZM122 192V191H121ZM20 193V192H19ZM38 193H35L36 195L38 194ZM50 193H52L51 191H50ZM74 193V192H73ZM106 193V192H105ZM108 193V192H107ZM140 193V192H139ZM141 193H142V191H141ZM140 193V194H141ZM163 193V192H162ZM20 194H23V193H20ZM49 194V192L47 193V195ZM55 194H56V192H55ZM98 194L101 196V197H99L98 198ZM113 194H117L116 195V197L118 196V194H120V193H113ZM144 194V193H143ZM47 195H46V197H47ZM58 195V196H59ZM77 195V196H76ZM104 195V194H103ZM112 195V194H111ZM114 195V196H115ZM43 196H42V198H43ZM63 196H64V194H63ZM109 196H110V194H109ZM144 196H146V195H143V198H146V197H144ZM149 196V195H148ZM166 196V195H165ZM30 197V196H29ZM107 197V196H106ZM105 197V198H106ZM116 197H115V199L114 200H116ZM119 197H120V195H119ZM125 197V196H124ZM60 198H59V200L57 199V204L59 205L60 204V202L62 201V200H60ZM64 198H66V197H64ZM64 198H63V200H64ZM74 198V200L75 201H77L76 199ZM30 199V198H29ZM29 199H27L28 201H29ZM34 199H31V201H33ZM67 199V198H66ZM124 199V198H123ZM11 200V201H12ZM37 200V201H38ZM74 200H72V201H74ZM97 200V201H96ZM118 200V199H117ZM125 200V199H124ZM129 200V199H128ZM143 200V199H142ZM16 201V200H15ZM30 201V202H31ZM58 201H60L59 203H58ZM67 201V200H66ZM74 201V202H75ZM94 201H96V202H94ZM109 201V198H108V200L106 201V202H108ZM120 202H122V200H119ZM118 201V203H120ZM130 201V200H129ZM135 201H138V200H135ZM14 202V201H13ZM29 202V203H30ZM36 202V201H35ZM42 202L40 203V205L42 204ZM64 202H65V200H64ZM69 202V201H68ZM94 202V203H93ZM110 202H112V201H110ZM127 202V200L126 201H124V202H122V204L120 203V204H118V206L119 205H122V207L123 206H127V209H128V207L131 205H123V204H125ZM131 202V201H130ZM17 203V202H16ZM32 203H34V201L32 202ZM113 203H114V201H113ZM116 203V202H115ZM10 204V205H9ZM22 204V206H20ZM38 204V202L36 203V205ZM51 204V206H49ZM75 204H76V202H75ZM127 204H129L128 202H127ZM134 204V203H133ZM5 205H7L8 207H6L7 209H5L6 211H4V212H2L1 211V209H3V208H5V207H3L2 208V206H5ZM31 205V204H30ZM54 205V204H53ZM58 205H56V206H58ZM68 205H70V204H68ZM97 205H99V203L97 204ZM97 205H95V206H97ZM55 206V207H56ZM86 205H84V207H85ZM102 205H100V207H101ZM117 206V205H116ZM133 206V205H132ZM24 207V208H23ZM49 209H51L53 212H54V215H53V213H50V211L48 210V208ZM84 207H79V208H81V209H83ZM87 207V206H86ZM92 207H94V206H92ZM92 207L90 208V209H92ZM98 207V206H97ZM100 207H98V209L100 208ZM121 207V206H120ZM121 207V208H122ZM124 207V208H125ZM22 208V209H21ZM32 208H33V206L31 205V208H29V209H31V212H33L32 211ZM33 208V209H34ZM42 208H45V209H42ZM47 208V209H46ZM54 208V207H53ZM105 208V207H104ZM106 208H107V206H106ZM132 209H133V207H131ZM15 209V210H16ZM68 209V208H67ZM70 210L72 209V208H69ZM81 209H78V210H81ZM89 209V210H90ZM94 209H96V208H94ZM103 209V207H101L99 210H102ZM109 208H107V210H108ZM115 209H116V207H115ZM36 210V211H37ZM106 210V211H107ZM122 210V209H121ZM49 211V212H48ZM75 211H77V210H75ZM87 210H85V212H86ZM125 211H126V209H125ZM130 211H131V209H130ZM8 212V211H7ZM17 212H18V210H17ZM30 212V213H31ZM35 212V211H34ZM44 212V213H43ZM68 212V211H67ZM72 211H70V212H68V214H70ZM88 212V211H87ZM90 212V211H89ZM95 212H97V211H95ZM94 212V213H95ZM100 212H102V211H99V212H97V214H95V215H98V213L99 214H101ZM105 211L103 210V213H104ZM30 213H28V214H30ZM72 213H74V212H72ZM102 213V214H103ZM106 213V212H105ZM108 213H110V212H108ZM121 213V212H120ZM31 214H33V213H31ZM30 214V215H31ZM56 214V215H55ZM76 214V213H75ZM111 214V215H110ZM110 214H107V215H109V217L111 218H113V215L114 214H112V213H110ZM34 215V214H33ZM51 215H53L52 217H51ZM91 215V214H90ZM106 215V216H107ZM35 216V215H34ZM64 216V217H65ZM84 216V215H83ZM117 216V215H116ZM116 216H114L115 217V219H114V221L116 220ZM119 216V215H118ZM33 217V216H32ZM69 217V216H68ZM67 217V218H68ZM85 217V216H84ZM91 217V216H90ZM97 217V216H96ZM101 217V216H100ZM108 217V216H107ZM24 218H25V220H24ZM26 218H28V221H29V219H30V221L28 222L27 220H26ZM67 218H65L66 220H67ZM73 218V217H72ZM99 218V217H98ZM111 218V219H112ZM4 219V221H2ZM33 219V220H34ZM62 219V221L64 220V218L62 217L61 218ZM60 219V220H61ZM92 219V218H91ZM118 219V218H117ZM60 220H57L58 222L60 221ZM15 221H16V224L18 225V223H19V225H22L24 228V230H22V228H20V227H22V226H20L19 228H20V230H22V232L23 231H25L24 233H13L14 232V230L15 229H17V227L18 226H15ZM46 221H48V222H46ZM56 221V222H57ZM62 221L61 222H59V223H62ZM74 221V220H73ZM91 221H93V219L91 220ZM95 221L97 222V220H94V223H95ZM110 221V220H109ZM117 221V220H116ZM116 221H115V224H117L116 223ZM14 222V223H13ZM18 222V223H17ZM46 224H45V223ZM75 222V221H74ZM90 222V221H89ZM112 222H113V220H112ZM21 223V224H20ZM44 223V224H43ZM91 223H93V222H91ZM92 224V228H94V226L96 227V225L95 224ZM99 223H100V220H99ZM1 224V223H0ZM39 224H41V225H39ZM63 224V223H62ZM61 224V225H62ZM97 224V223H96ZM49 225V226H48ZM65 224H63V226H61V227H63V228H65V226H64ZM39 226H42L41 228L39 227ZM51 226V227H50ZM26 227V228H25ZM74 227V226H73ZM18 228V229H19ZM40 228V229H39ZM91 228V227H90ZM42 229V230H43ZM54 229V228H53ZM53 229H50V230H53ZM68 229V228H67ZM71 228H70V226H69V229L67 230V232H66V228L64 229V230H62L61 229V232L60 233H62V234H64V231L66 232L64 235H60V234H58V235H60V236H62V238L64 239L65 237H67V236H69L70 234L72 235V233H70L69 232V230H70ZM20 230L18 231L17 230V232H20ZM40 231L39 233H41L40 235H39V233H37V232H35L36 234H38L40 237L42 236V239H46L47 238V236L49 235V230L47 231V233L46 232H44V233H46V234H48L47 236L46 235H44V233H43V231H45V230H43V231ZM73 230V229H72ZM12 231V232H11ZM16 231V230H15ZM54 231V230H53ZM89 231V230H88ZM34 232H32L33 234V243L32 244H36V240L35 239H37V238H35V237H37V236H34L35 234H34ZM55 232V231H54ZM54 232H52L51 234H52V236H53V234H54ZM59 232H57V233H59ZM78 232V231H77ZM97 232V231H96ZM13 233V234H12ZM26 233V234H25ZM27 233H29V234H27ZM56 233V234H57ZM69 233V234H68ZM93 233V232H92ZM95 233V232H94ZM104 233V232H103ZM107 233V232H106ZM68 234V235H67ZM99 234V233H98ZM26 235H28V236H26ZM46 236V237H44V236ZM55 235V234H54ZM38 236V237H39ZM52 236H49V238H48V241H52V242H56L55 240H53L51 237ZM56 236V235H55ZM80 236V235H79ZM28 237V238H27ZM31 237V236H30ZM40 237L38 238V240L40 239ZM44 237V238H43ZM57 237V236H56ZM26 238H27V240H31V241H27L26 240ZM53 238H55V237H53ZM61 238V239H62ZM60 239V240H61ZM40 241V240H39ZM45 242H47V240H45V241H43V243H45ZM95 242V241H94ZM93 242V243H94ZM28 243V244H29ZM37 243H38V241H37ZM56 243H58V242H56ZM93 243H91V244H93ZM23 246L22 247V249H19V246ZM54 245H56V244H54L53 243V246ZM96 245V244H95ZM20 246V247H21ZM91 246H93V245H91ZM27 247V248H26ZM56 247V246H55ZM94 247H97V246H94ZM45 248V249H44ZM99 249L101 248V247H98ZM55 249V248H54ZM93 249V248H92ZM87 250V249H86ZM95 250H97V249H95ZM54 251V250H53ZM89 251V250H88ZM52 252V251H51ZM56 252V251H55ZM71 252V251H70ZM47 253V252H46ZM75 253V252H74ZM48 254V253H47ZM52 254V253H51ZM44 255V254H43ZM57 255V254H56ZM61 255V254H60ZM71 255V254H70ZM76 256H78L77 254H76ZM44 257V256H43ZM65 258V257H64ZM67 258V257H66ZM90 258V257H89ZM93 258V257H92ZM97 258V257H96ZM31 259V260H32ZM33 260L30 262L31 264L32 263H34L33 262ZM47 260V259H46ZM49 260V259H48ZM54 260H56V259H54ZM59 260H60V258H59ZM50 261H51V259H50ZM52 261H53V259H52ZM57 261V260H56ZM48 262V261H47ZM47 262L45 263V264H47ZM59 262V261H58ZM49 263V262H48ZM56 263V262H55ZM41 264V263H40ZM42 264H44V263H42ZM49 264H52V262L51 263H49ZM56 264H58V263H56Z\"/></svg>","mask_w":264,"mask_h":264}]
</instances>
